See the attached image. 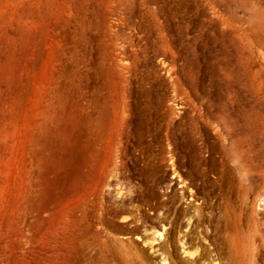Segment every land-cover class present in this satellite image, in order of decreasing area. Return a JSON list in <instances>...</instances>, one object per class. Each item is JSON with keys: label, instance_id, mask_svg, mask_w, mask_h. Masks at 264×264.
<instances>
[{"label": "rangeland", "instance_id": "obj_1", "mask_svg": "<svg viewBox=\"0 0 264 264\" xmlns=\"http://www.w3.org/2000/svg\"><path fill=\"white\" fill-rule=\"evenodd\" d=\"M235 239L264 264V0H0V264Z\"/></svg>", "mask_w": 264, "mask_h": 264}, {"label": "bare ground", "instance_id": "obj_2", "mask_svg": "<svg viewBox=\"0 0 264 264\" xmlns=\"http://www.w3.org/2000/svg\"><path fill=\"white\" fill-rule=\"evenodd\" d=\"M181 180V179H180ZM118 196L120 197L121 195L124 194V191L122 189H119L118 191ZM135 206H138V205H135ZM190 223V222H189ZM146 232V235L149 234L148 231H145ZM153 234V237L151 238H148L146 240H144L141 236H137V240L138 241H142L144 246H149L151 248V251H156L154 245L155 244H159L160 241H162L164 239V232L163 231H159V230H153L152 233ZM160 240V241H159ZM182 248H183V253H185L187 256L195 259L196 257H198L199 255V249L196 248L194 250H187V246L184 242H182ZM240 248V243L237 239L233 240L232 242V251H233V258H234V262L236 263V261H238L240 258H241V252L239 250ZM103 255L101 256V259H100V264H107V259L106 257H110L111 254H112V251L110 250L109 247H105L103 249ZM164 253L162 252L161 255H163ZM124 264H131L129 262H125ZM161 264H171L169 263L167 260H166V256L163 255L162 259H161ZM212 264H219L218 261H215L213 260L212 261ZM237 264V263H236Z\"/></svg>", "mask_w": 264, "mask_h": 264}]
</instances>
